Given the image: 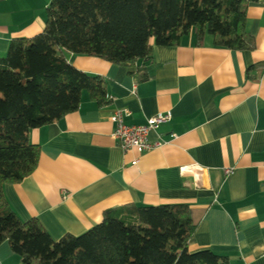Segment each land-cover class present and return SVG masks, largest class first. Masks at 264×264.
Returning <instances> with one entry per match:
<instances>
[{
    "label": "crops",
    "instance_id": "0c3cea01",
    "mask_svg": "<svg viewBox=\"0 0 264 264\" xmlns=\"http://www.w3.org/2000/svg\"><path fill=\"white\" fill-rule=\"evenodd\" d=\"M49 1L0 0V55L11 38L42 31ZM245 15L255 44L249 50L216 46L210 35L197 44L190 32L180 44L153 45L150 59L129 66L65 52L75 68L104 78L105 102L83 91L76 110L29 130L37 166L3 183L9 207L58 239L83 233L107 208L185 203L195 225L189 251L264 264V0H247ZM117 108L129 110L127 124L170 111L148 135L164 143L123 150L111 136ZM10 263L23 264L3 241L0 264Z\"/></svg>",
    "mask_w": 264,
    "mask_h": 264
},
{
    "label": "trees",
    "instance_id": "16d2710c",
    "mask_svg": "<svg viewBox=\"0 0 264 264\" xmlns=\"http://www.w3.org/2000/svg\"><path fill=\"white\" fill-rule=\"evenodd\" d=\"M246 2L50 0L41 32L11 38L0 55V243L23 264H226L209 249L188 250L195 225L185 203L107 208L83 233L53 239L37 218L16 215L2 185L35 170L40 150L30 129L76 110L83 91L105 102L104 78L75 68L65 52L129 66L150 59L153 45L180 44L190 32L197 44L210 35L219 47L253 49Z\"/></svg>",
    "mask_w": 264,
    "mask_h": 264
},
{
    "label": "built area",
    "instance_id": "2783aa9c",
    "mask_svg": "<svg viewBox=\"0 0 264 264\" xmlns=\"http://www.w3.org/2000/svg\"><path fill=\"white\" fill-rule=\"evenodd\" d=\"M130 114L126 108H117L110 116V120L114 123L111 136L115 139L123 150L135 149L137 152H144L152 148L160 147L164 140L157 134V138L153 141L149 140V132L157 133L159 126L171 119L170 111H160L148 117L144 124H127L124 118ZM197 167L188 166L183 170L193 171Z\"/></svg>",
    "mask_w": 264,
    "mask_h": 264
},
{
    "label": "rangeland",
    "instance_id": "374dc122",
    "mask_svg": "<svg viewBox=\"0 0 264 264\" xmlns=\"http://www.w3.org/2000/svg\"><path fill=\"white\" fill-rule=\"evenodd\" d=\"M11 264V263H10Z\"/></svg>",
    "mask_w": 264,
    "mask_h": 264
}]
</instances>
